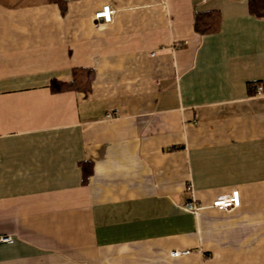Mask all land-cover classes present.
<instances>
[{
	"label": "crops",
	"instance_id": "0c3cea01",
	"mask_svg": "<svg viewBox=\"0 0 264 264\" xmlns=\"http://www.w3.org/2000/svg\"><path fill=\"white\" fill-rule=\"evenodd\" d=\"M62 1L0 0V264H264V16ZM210 10L219 30L197 32ZM75 67L89 93L50 88ZM233 188L239 207L211 206Z\"/></svg>",
	"mask_w": 264,
	"mask_h": 264
},
{
	"label": "trees",
	"instance_id": "16d2710c",
	"mask_svg": "<svg viewBox=\"0 0 264 264\" xmlns=\"http://www.w3.org/2000/svg\"><path fill=\"white\" fill-rule=\"evenodd\" d=\"M66 9L62 0H54ZM252 11L256 16H264V0H251ZM220 15L216 10L197 12L195 15V29L197 32L214 33L219 30ZM94 79V69L90 67H75L72 71V79L70 81H62L52 79L50 88L53 91L75 90L81 91L85 94L91 90ZM83 182H87L93 172V165L91 162L84 161L82 164Z\"/></svg>",
	"mask_w": 264,
	"mask_h": 264
},
{
	"label": "built area",
	"instance_id": "2783aa9c",
	"mask_svg": "<svg viewBox=\"0 0 264 264\" xmlns=\"http://www.w3.org/2000/svg\"><path fill=\"white\" fill-rule=\"evenodd\" d=\"M116 9L106 5L104 6L101 10L97 11L95 13V18L96 20H100L101 22H111L113 20V17L116 13ZM99 21V22H100ZM97 24H99L97 22ZM259 89H262V86L259 87ZM106 116L108 118H111L114 116L113 112H108L106 114ZM241 205V196H240V192L237 188H233L230 192L224 193V194H220L219 196H217L211 206L218 208L220 210H224V211H228V210H232L235 209L237 207H239ZM185 207L187 210L197 214L198 211L203 208V206H201L200 204H198L195 201H190L187 202L185 204ZM0 241L2 242H10L12 241V237L11 236H1L0 237ZM189 250H174L172 252L173 256H179L181 254H186L188 253Z\"/></svg>",
	"mask_w": 264,
	"mask_h": 264
}]
</instances>
